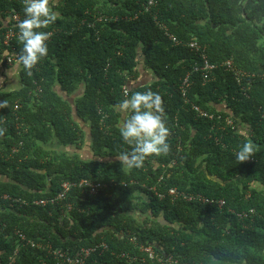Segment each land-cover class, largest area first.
Returning <instances> with one entry per match:
<instances>
[{
  "label": "trees",
  "instance_id": "16d2710c",
  "mask_svg": "<svg viewBox=\"0 0 264 264\" xmlns=\"http://www.w3.org/2000/svg\"><path fill=\"white\" fill-rule=\"evenodd\" d=\"M150 1L59 0L48 56L31 76L21 67L23 87L0 90V264H69L60 251L78 264H264V0ZM22 19L23 0H0V67L22 48ZM201 56L218 67L207 78ZM144 72L154 77L141 85ZM81 86L72 105L64 96ZM125 88L160 94L171 132L170 152L139 169L116 159L131 149L116 110ZM74 112L92 159L54 149L85 138ZM245 135L259 151L238 163ZM172 188L225 204L173 200Z\"/></svg>",
  "mask_w": 264,
  "mask_h": 264
},
{
  "label": "clouds",
  "instance_id": "9594fccd",
  "mask_svg": "<svg viewBox=\"0 0 264 264\" xmlns=\"http://www.w3.org/2000/svg\"><path fill=\"white\" fill-rule=\"evenodd\" d=\"M54 8L55 0H23L24 19L17 25L18 40L22 48L16 66L22 67L29 76L41 60L48 56L47 42L52 33L44 29L58 19ZM8 106L7 100L0 101V108ZM116 110L124 116L120 124V135L123 141L131 146L130 151H122L116 156L122 168H143L148 158L167 155L170 152L171 132L166 123L167 116L160 94L151 88L126 93L125 98L116 105ZM5 131V128L0 127V136H3ZM76 147L80 148V145ZM258 151L259 145L245 135L244 143L239 146L234 157L236 162L243 163Z\"/></svg>",
  "mask_w": 264,
  "mask_h": 264
},
{
  "label": "built area",
  "instance_id": "2783aa9c",
  "mask_svg": "<svg viewBox=\"0 0 264 264\" xmlns=\"http://www.w3.org/2000/svg\"><path fill=\"white\" fill-rule=\"evenodd\" d=\"M155 1L154 0H151L149 2V6H152L154 5ZM15 20L18 21L19 20V17H15ZM13 36V33L9 34L6 38V44L9 45V40L10 38ZM170 38H172L174 41L176 40L173 36L170 35ZM190 47L192 50H195L197 52L201 51V47L198 45V43L196 41H193L191 42L190 44ZM15 50L13 49V54H14V57H10V59L8 58V65H12L13 62H14V58L17 59L18 58V54H15L14 53ZM201 59H202V64H201V68H200V71L203 72L204 74V77L207 78V76H209L210 74H212L216 69H217V66L216 65H213L209 62V60L207 59L206 56H201ZM222 66L226 67L228 70L232 71L235 73L236 77H237V80L239 82H241V80L246 76V74L241 71V70H238L234 63H233V60L230 59V60H227L226 62H224L222 64ZM197 67H195V71L197 72ZM190 75V74H189ZM189 75L186 76V78L184 79L183 81V85L181 86V92H182V97L186 100V102H188L187 98H186V95H187V92H188V89H189V86H190V81H189ZM124 93H128L130 94V89L129 88H125L124 89ZM194 111L197 112L200 116H203V117H208L209 119L213 120L214 119V116L211 115V114H208L207 112L201 110L199 107L195 106L194 107ZM231 124L232 122L229 121ZM181 149V148H179ZM175 162V161H174ZM79 186L80 187H84V186H90V189H91V192L93 194H95L96 192H98L99 189H101V185L100 184H91L90 182H88L87 180H83L79 183ZM64 189H65V192H63V194L61 193L59 195V198H64L65 197V193L69 190V187H70V184L69 183H65L63 185ZM106 187V185H105ZM169 195L171 196V198H174L173 200H185L187 202H200V203H203V204H218L220 207L224 206L225 202L223 200H214V199H211V198H207L201 194H187L185 192H180L178 189L176 188H172L169 190ZM161 197V195H160ZM42 204H46L47 201H42L41 202ZM254 211H250V213L248 212H239L237 213V216L240 218V219H245L249 216V214H253ZM18 237L20 240L22 241H27V238L25 235L21 234V233H18ZM28 243H30L29 241H27ZM33 244V243H32ZM34 245V244H33ZM104 248H107V245L103 244ZM146 252H149L150 256L153 257L154 254H153V251H152V248H146L145 249ZM90 252V251H89ZM56 255L59 257V258H63L66 260L67 263L69 264H78L80 261L77 260V259H74L68 255H66L65 252H58L56 253Z\"/></svg>",
  "mask_w": 264,
  "mask_h": 264
},
{
  "label": "crops",
  "instance_id": "0c3cea01",
  "mask_svg": "<svg viewBox=\"0 0 264 264\" xmlns=\"http://www.w3.org/2000/svg\"><path fill=\"white\" fill-rule=\"evenodd\" d=\"M21 67H10L7 68L6 67H0V90H5V91H12V90H18L19 88L23 87L22 85V78H21ZM148 79L146 77L141 76V78L139 79V83L142 84H147L150 83V81L152 80ZM81 89V93H77V95H75L76 93L70 95L73 99L71 100L70 96H67L65 94V98H69L68 102H70L72 105L75 104V101L78 97H80V95L83 94L84 92V87L81 86L79 88V90ZM73 119L80 125L81 130L83 131V133L85 134V138L83 139L82 143H80V148L76 147V145H70L67 147L64 146H55L54 149H58L61 152H66L69 156L71 155H79L81 156L84 160H88L90 158H92L93 153L90 149V146L92 145L91 143V135H90V126L83 121L82 119H80L78 117V115L74 112V116ZM4 177H0V180H3ZM137 216L139 219L143 218L140 217V214L137 213Z\"/></svg>",
  "mask_w": 264,
  "mask_h": 264
},
{
  "label": "rangeland",
  "instance_id": "374dc122",
  "mask_svg": "<svg viewBox=\"0 0 264 264\" xmlns=\"http://www.w3.org/2000/svg\"><path fill=\"white\" fill-rule=\"evenodd\" d=\"M155 1V0H154ZM57 2H59V0H55V3H57ZM10 57L12 58V57H14V54H11L10 55ZM10 57H9V59H10ZM16 60L17 59H15L14 58V62H13V65H9L10 67H14V66H16ZM233 60V59H232ZM1 67H4V66H1ZM17 67V66H16ZM144 77H146V78H148V79H151V78H153L154 76H153V73L152 72H144ZM3 91H5V90H3ZM82 91H81V89L77 92V93H81ZM77 93L75 94V95H77ZM74 96V95H73ZM72 96V97H73ZM71 97V96H70ZM71 97V100L73 99ZM68 100H69V98H67ZM71 156H74V155H71ZM79 156V155H78ZM80 158H82L81 156H79ZM83 159V158H82ZM83 262V261H82Z\"/></svg>",
  "mask_w": 264,
  "mask_h": 264
}]
</instances>
